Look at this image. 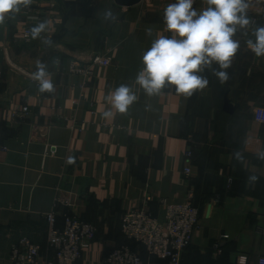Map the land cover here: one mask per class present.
<instances>
[{
  "label": "crops",
  "instance_id": "crops-1",
  "mask_svg": "<svg viewBox=\"0 0 264 264\" xmlns=\"http://www.w3.org/2000/svg\"><path fill=\"white\" fill-rule=\"evenodd\" d=\"M171 3L32 0L0 24V264H10L11 248L22 237L53 257L46 219L52 210L57 227L69 212L96 228L74 264H103L123 244L145 262L166 264L125 240L121 217L149 197L147 207L162 220L160 199L180 204L189 190L199 226L180 264H256L264 255V160L258 158L264 152V57L246 44L264 25V0H249L253 24L247 35L234 36L241 47L226 83L206 73L208 87L190 98L174 86L148 97L134 81L152 41L172 35L163 23ZM193 6L207 5L195 0ZM109 9L115 21L104 20ZM41 21H47L42 38L24 39V28ZM96 55L110 63L93 65L89 75L70 70ZM38 62L47 65L54 92L39 91L33 79ZM120 84L138 97L126 113L108 99ZM108 110L113 115L104 117ZM249 175L258 181L246 183ZM61 194L73 203L68 210L54 206Z\"/></svg>",
  "mask_w": 264,
  "mask_h": 264
},
{
  "label": "clouds",
  "instance_id": "clouds-1",
  "mask_svg": "<svg viewBox=\"0 0 264 264\" xmlns=\"http://www.w3.org/2000/svg\"><path fill=\"white\" fill-rule=\"evenodd\" d=\"M32 0H0V24L10 14L21 11V5L29 7ZM195 0H175L164 8L163 23L172 35L158 36L151 47L141 57L143 68L137 73L134 83L139 85L148 97L163 94L167 86H174L175 92L190 98L209 85L210 73L223 84L230 79L228 69L238 53L241 42L234 39L238 31L247 29L253 24L248 14L249 0H204L206 7L197 10ZM104 20L115 21L112 10H106ZM47 21H41L31 28L32 39L42 38ZM148 35L152 28L146 29ZM255 39H247L248 49L256 57H264V25H258L252 31ZM51 44L50 39H43ZM214 64L218 67H214ZM47 65L38 62L33 79L39 84L41 93L54 92V84L48 78ZM112 108L119 113H126L138 97L128 84H120L110 94ZM113 115L111 110L103 113L104 117ZM264 160V152L258 154ZM72 163V159H69ZM259 177L249 175L246 183L255 184Z\"/></svg>",
  "mask_w": 264,
  "mask_h": 264
},
{
  "label": "built area",
  "instance_id": "built-area-1",
  "mask_svg": "<svg viewBox=\"0 0 264 264\" xmlns=\"http://www.w3.org/2000/svg\"><path fill=\"white\" fill-rule=\"evenodd\" d=\"M30 28L23 30V38L29 40ZM110 59L106 56L96 55L88 66L72 63L70 70L85 75L91 74L93 65H108ZM189 158L191 152L187 151ZM190 166L185 167V174L189 175ZM150 200L146 198L141 208L129 210L122 214L121 231L128 241L142 246L151 257L165 261L166 264H180L184 250L192 241L193 235L199 226V210L193 203V192L189 190L185 201L180 204L160 199L164 208V218L158 219L147 207ZM62 205L66 209L73 203L69 196L56 197L54 206ZM67 209V210H68ZM62 227L56 226V211L46 214L49 224L47 231V244L53 257H44L41 247L27 237H22L11 248L10 264H74L80 259L82 252L90 247L95 238L96 228L90 222L71 215L62 214ZM245 262V261H244ZM103 264H152L145 262L140 253L128 244L113 249L104 259ZM256 264H264V255L257 258Z\"/></svg>",
  "mask_w": 264,
  "mask_h": 264
},
{
  "label": "water",
  "instance_id": "water-1",
  "mask_svg": "<svg viewBox=\"0 0 264 264\" xmlns=\"http://www.w3.org/2000/svg\"><path fill=\"white\" fill-rule=\"evenodd\" d=\"M136 1L137 0H117L119 4L127 5V6L134 4Z\"/></svg>",
  "mask_w": 264,
  "mask_h": 264
},
{
  "label": "trees",
  "instance_id": "trees-1",
  "mask_svg": "<svg viewBox=\"0 0 264 264\" xmlns=\"http://www.w3.org/2000/svg\"><path fill=\"white\" fill-rule=\"evenodd\" d=\"M124 236V235H123ZM125 238V237H124ZM125 240H127L126 238H125ZM128 241V240H127ZM128 242H130V243H133V244H137V243H135V242H133V241H128ZM137 245H139V244H137ZM140 246V245H139ZM142 247V246H141ZM143 248V247H142ZM143 250L145 251V249L143 248ZM185 251V250H184ZM146 252V251H145ZM147 253V252H146Z\"/></svg>",
  "mask_w": 264,
  "mask_h": 264
}]
</instances>
